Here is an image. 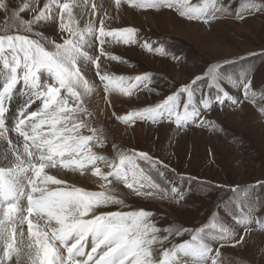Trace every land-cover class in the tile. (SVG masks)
<instances>
[{
    "label": "snow or ice",
    "instance_id": "6c2138e0",
    "mask_svg": "<svg viewBox=\"0 0 264 264\" xmlns=\"http://www.w3.org/2000/svg\"><path fill=\"white\" fill-rule=\"evenodd\" d=\"M123 2L144 9L177 8L181 16L205 24L217 18L215 12L228 11L227 7H217L216 0L211 14L206 5H193L189 0ZM121 3L122 0H115L118 8ZM79 7L77 0H46L43 4L39 0H21L16 9L9 10L6 0H0V13L5 15L6 26L5 34L0 35V62L4 69L0 84V264H223L220 248L240 244L244 236L234 239V229L218 223L215 217L192 231L162 230L150 221L152 213L146 210H102L109 205L125 204L124 199L107 194L115 191L107 187L113 182L127 188V195L141 198L164 199L171 195L175 199L178 195L183 199V194L176 187L162 188L145 174L138 160L149 164L159 176L167 168L163 161L147 152L113 145L114 157L109 159L93 150L94 146H104V138L87 119L90 113L85 106L86 98L94 86L82 74L78 62L95 65L105 93L118 89L121 94L131 96L132 88L150 81L151 77L144 74L126 78L104 71L101 57L121 61L105 52V38L135 43L136 30H108L103 18H99L98 29L91 20L81 26L80 21L86 15L97 16L101 6L92 3L88 11V0H84L83 9L77 13ZM243 7L249 14L264 12V0H246ZM26 13L31 17L25 19ZM49 21L56 24L59 40L35 32V25ZM13 28L16 34H8ZM97 42L99 54L90 55L87 49L96 47ZM143 47L150 52H164L163 48L153 49L147 42ZM220 68V64L209 66L202 76L179 86L154 105L116 118L126 125L137 120L157 123L167 119L178 129L190 123L202 126L203 112L197 104V92L201 94L199 105L204 111L211 109L212 101L199 82L205 81L209 90L215 89V99L220 104L225 99L239 103L222 86L225 76ZM129 79L136 83L125 86ZM227 79L242 87L245 98L248 97L252 86L250 73H241L239 81L230 76ZM18 85L23 86L28 99L19 110L14 127L9 128L5 113L7 104L19 90ZM37 101L39 106L29 110ZM261 113L264 114V108ZM85 130L91 134H84ZM101 164L107 170H102ZM60 170L67 171L61 176ZM69 171L81 175L90 171L104 182L100 186L105 190L94 192L75 187L66 178ZM258 184L264 187V182ZM230 191L238 194L230 203L239 208V194L248 190L236 187ZM231 215L245 232L253 222L264 230V220L254 221L251 214L238 215L233 211ZM161 232L166 235H160ZM185 234L190 239L166 246L170 237Z\"/></svg>",
    "mask_w": 264,
    "mask_h": 264
},
{
    "label": "rangeland",
    "instance_id": "374dc122",
    "mask_svg": "<svg viewBox=\"0 0 264 264\" xmlns=\"http://www.w3.org/2000/svg\"><path fill=\"white\" fill-rule=\"evenodd\" d=\"M39 2L43 4L46 0ZM245 2L246 0H216L217 7H227L228 11L215 12L217 18L210 24H205L202 20H189L181 16L177 8L144 9L133 7L123 0L118 8L115 0H88V11L90 5L95 3L101 6V12L97 16L86 15L80 21L83 26L91 20L98 29L99 18H103L108 30L135 29V43L124 44L122 41L117 42V38H105V52L121 58L122 62L104 56L101 57V66L114 76L134 78L147 74L151 77L150 81L145 82L147 87L145 83H139L132 88L131 96L121 93L115 95L118 89L105 93L95 73V65L78 62L82 74L94 86V91L86 98L85 106L90 113L87 119L104 138V146H94L93 150L109 159L114 157L113 145L123 150L147 152L154 159L163 161L167 168L162 169L164 175L159 176L149 164L138 160L137 163L145 174L162 188L176 187L183 194V199H179L178 195L175 199L171 195L164 199L141 198L127 195V188L113 182L107 187L114 188L115 191L107 194L124 199L125 204L109 205L102 210L143 209L152 213L150 221L162 230L182 228L192 231L209 224L215 217L218 223L234 229V239L244 236L240 244L220 248L223 264H264V230L253 222L245 232L244 227L236 224L231 215L236 211L238 215L251 214L254 221L264 220V187L258 184L264 182V114L261 113L264 108V12L249 14L243 7ZM20 3L21 0H6L9 10L16 9ZM77 3L80 7L76 12L79 13L84 7V0H77ZM189 3L201 7L206 5L209 14L214 11L213 0H189ZM124 7L133 15L132 20L125 17ZM146 15L152 16L153 21H148ZM241 15L243 19L240 18ZM30 17V13L25 14V19ZM4 20L5 15L0 13V35L5 34ZM48 25L54 26V34L44 30ZM34 30L49 39H60L58 28L51 21L35 25ZM8 34H16L14 28ZM145 42L151 44L153 49L163 48L164 52L148 51L143 47ZM87 50L90 55H98V42L96 47ZM217 64L221 65L220 71L225 76L222 86L239 103L233 104L231 100L225 99L220 104L215 99V89L209 90L205 81L199 82L200 88L209 92L207 98L212 101L211 109L204 111L202 105H199L201 94L197 92V104L203 112L202 126L190 123L178 129L167 119L157 123L137 120L132 125H126L116 118L154 105L179 86L190 83L196 76H202L209 66ZM3 72L0 62V84L3 82ZM241 73H250L252 81L247 98L242 87L234 86L227 79L230 76L239 81ZM134 83V80L129 79L125 86ZM17 88L19 90L7 104L5 113V123L9 128L14 127L17 114L28 99L23 86L18 85ZM96 92L101 98V105L108 107V111L100 119L94 115L90 105L92 94ZM38 106L39 101L29 110ZM84 134L91 133L85 130ZM12 136L15 137L14 132ZM100 166L102 170H107L102 164ZM65 171L67 170H60V175ZM68 173L87 178V186L69 181L75 187L94 192L105 190L100 186L104 182L98 177L95 180L91 177L90 181V171H85L83 175L80 172ZM236 187L248 190L246 194H239V208L235 203H230L238 195L230 189ZM26 227L25 225V230ZM160 235L166 233L161 232ZM169 239L167 247L190 237L185 234ZM214 247L219 246L214 244Z\"/></svg>",
    "mask_w": 264,
    "mask_h": 264
},
{
    "label": "bare ground",
    "instance_id": "6f19581e",
    "mask_svg": "<svg viewBox=\"0 0 264 264\" xmlns=\"http://www.w3.org/2000/svg\"><path fill=\"white\" fill-rule=\"evenodd\" d=\"M99 4H101V2H99ZM107 4V3H106ZM109 4V3H108ZM112 7V6H111ZM114 9V8H113ZM120 10V9H119ZM135 10V9H134ZM111 11V10H110ZM123 11L125 12V17H127V19H130V20H132V18H133V15L132 14H130V12H129V10L126 8V7H124L123 8ZM132 11V10H131ZM137 11V10H136ZM112 14H114V11H112ZM116 14V13H115ZM115 16V15H114ZM137 17V16H136ZM135 17V18H136ZM138 18V17H137ZM145 18L148 20V21H153V18H152V16H148V15H146L145 16ZM140 19V18H139ZM46 28V27H45ZM44 30H46L47 31V33L48 32H50V34L52 33V34H54V32H55V29H54V26L53 25H48V27L46 28V29H44ZM45 31V32H46ZM125 47V46H124ZM110 90H112L113 91V89H110ZM120 92L119 91H116L114 94L115 95H118ZM101 98H100V96H99V93H94V94H92V97H91V101H90V105H91V109H92V111L94 112V115L95 116H97L99 119L102 117V114L104 113V112H106V111H108V107L106 106V105H101V103H100V100ZM105 110V111H104ZM107 118V117H106ZM108 124V123H107ZM14 138V137H13ZM64 174H62L61 176H63ZM89 175V174H88ZM89 178H90V181L93 179V180H95V177L94 176H92V174H90L89 176H88ZM91 177H92V179H91ZM70 182H72V183H76V184H82V185H84V186H87L88 185V181L86 182L85 180L87 179H84V177L83 178H81V177H79L77 174L75 175V174H69L68 173V175H67V177H66ZM88 178V179H89ZM93 182V181H92ZM90 183V182H89ZM94 183V182H93ZM96 183V182H95ZM82 187V186H81Z\"/></svg>",
    "mask_w": 264,
    "mask_h": 264
},
{
    "label": "crops",
    "instance_id": "0c3cea01",
    "mask_svg": "<svg viewBox=\"0 0 264 264\" xmlns=\"http://www.w3.org/2000/svg\"><path fill=\"white\" fill-rule=\"evenodd\" d=\"M90 101H91V99H90Z\"/></svg>",
    "mask_w": 264,
    "mask_h": 264
}]
</instances>
